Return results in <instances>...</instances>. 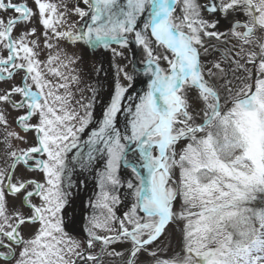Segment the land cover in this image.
Here are the masks:
<instances>
[{
	"label": "snow or ice",
	"instance_id": "6c2138e0",
	"mask_svg": "<svg viewBox=\"0 0 264 264\" xmlns=\"http://www.w3.org/2000/svg\"><path fill=\"white\" fill-rule=\"evenodd\" d=\"M0 264H264V0H0Z\"/></svg>",
	"mask_w": 264,
	"mask_h": 264
},
{
	"label": "rangeland",
	"instance_id": "374dc122",
	"mask_svg": "<svg viewBox=\"0 0 264 264\" xmlns=\"http://www.w3.org/2000/svg\"><path fill=\"white\" fill-rule=\"evenodd\" d=\"M70 2L71 3H75V0H70ZM104 67L107 69V67H108V65H107V63H105V65H104ZM106 76H107V73L105 74ZM108 79H109V82H110V77H108ZM107 92H108V86H107V84L105 85V87H104V94H102L101 96H100V99H99V101L97 102V107H96V114L97 115H99V112H100V108H101V106H102V102H106L107 101ZM13 115H15V113H13Z\"/></svg>",
	"mask_w": 264,
	"mask_h": 264
}]
</instances>
